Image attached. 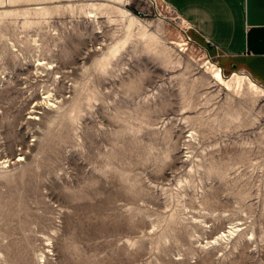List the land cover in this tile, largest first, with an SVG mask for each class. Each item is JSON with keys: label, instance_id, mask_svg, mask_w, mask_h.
Segmentation results:
<instances>
[{"label": "rangeland", "instance_id": "obj_1", "mask_svg": "<svg viewBox=\"0 0 264 264\" xmlns=\"http://www.w3.org/2000/svg\"><path fill=\"white\" fill-rule=\"evenodd\" d=\"M0 264H264V88L158 0H0Z\"/></svg>", "mask_w": 264, "mask_h": 264}, {"label": "crops", "instance_id": "obj_2", "mask_svg": "<svg viewBox=\"0 0 264 264\" xmlns=\"http://www.w3.org/2000/svg\"><path fill=\"white\" fill-rule=\"evenodd\" d=\"M191 26L222 66L264 88V0H158Z\"/></svg>", "mask_w": 264, "mask_h": 264}, {"label": "built area", "instance_id": "obj_3", "mask_svg": "<svg viewBox=\"0 0 264 264\" xmlns=\"http://www.w3.org/2000/svg\"><path fill=\"white\" fill-rule=\"evenodd\" d=\"M145 1H148L149 3H151V4H153V2L154 1H157V0H145ZM165 7L168 9V10H170V11H172L173 13H175L171 8H169L167 5H165ZM176 14V13H175ZM177 15V14H176ZM178 16V15H177ZM179 18H180V16H178ZM183 22H185L182 18H180ZM186 23V22H185ZM190 28H191V26H190V24H188V23H186Z\"/></svg>", "mask_w": 264, "mask_h": 264}, {"label": "bare ground", "instance_id": "obj_4", "mask_svg": "<svg viewBox=\"0 0 264 264\" xmlns=\"http://www.w3.org/2000/svg\"><path fill=\"white\" fill-rule=\"evenodd\" d=\"M218 67V66H217ZM219 69H220V71L222 72V70H221V68L220 67H218Z\"/></svg>", "mask_w": 264, "mask_h": 264}]
</instances>
